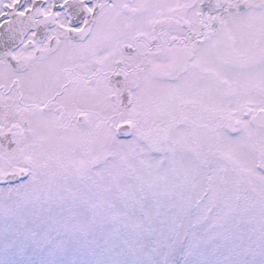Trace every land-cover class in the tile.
<instances>
[{"label":"snow or ice","instance_id":"snow-or-ice-1","mask_svg":"<svg viewBox=\"0 0 264 264\" xmlns=\"http://www.w3.org/2000/svg\"><path fill=\"white\" fill-rule=\"evenodd\" d=\"M0 264H264V0H0Z\"/></svg>","mask_w":264,"mask_h":264}]
</instances>
